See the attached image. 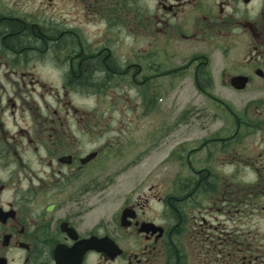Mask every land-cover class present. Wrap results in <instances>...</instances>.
I'll use <instances>...</instances> for the list:
<instances>
[{"label": "flooded vegetation", "instance_id": "af4514ba", "mask_svg": "<svg viewBox=\"0 0 264 264\" xmlns=\"http://www.w3.org/2000/svg\"><path fill=\"white\" fill-rule=\"evenodd\" d=\"M110 1L0 0V264H264V0ZM160 91L170 193L108 212L123 103Z\"/></svg>", "mask_w": 264, "mask_h": 264}, {"label": "rangeland", "instance_id": "374dc122", "mask_svg": "<svg viewBox=\"0 0 264 264\" xmlns=\"http://www.w3.org/2000/svg\"><path fill=\"white\" fill-rule=\"evenodd\" d=\"M110 4V9L114 13L121 12L123 9L122 0H113L112 2L110 1ZM160 95L164 96L163 101L159 102L158 110L162 109L161 114L155 110L151 113V110H153L151 109L147 112V115H144V109L140 104L122 102L126 106L127 110H125L129 113H127V117H125V121L119 129L124 133L126 132V138L122 149L119 147L116 151V154L119 155H115L110 170L113 185L106 189V195L111 197L109 201H106V204L109 202L111 204L109 203V210L104 208L108 212L112 210L114 212L119 204L118 197L128 192L142 195L143 198L149 199H154L153 195L159 198L166 197L170 193L171 181L176 176V171H172L173 164L167 163L165 158L168 152H171L177 140L172 138L174 142L163 148L164 133L160 124L170 123L175 117L180 116L181 111L187 106V93H179V91H163L162 93L160 91ZM108 96V101L101 104L99 115L105 113L108 116L114 109L119 110V108H114L119 102L114 97L116 95L108 94ZM76 99L82 108L90 112L98 105L97 102L93 103L90 100L87 103L81 100L80 97ZM118 126L116 122L113 127L118 128ZM179 138L180 142L181 139ZM157 145L161 151H158ZM140 161L142 163L138 166ZM182 174L181 176H185L186 172ZM150 206L154 205L150 204ZM102 209L100 208L99 210L103 211Z\"/></svg>", "mask_w": 264, "mask_h": 264}]
</instances>
